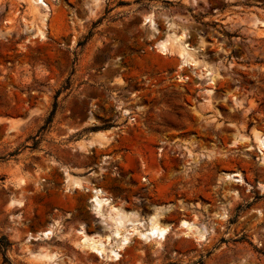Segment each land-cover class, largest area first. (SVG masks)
Segmentation results:
<instances>
[{
  "label": "rangeland",
  "instance_id": "374dc122",
  "mask_svg": "<svg viewBox=\"0 0 264 264\" xmlns=\"http://www.w3.org/2000/svg\"><path fill=\"white\" fill-rule=\"evenodd\" d=\"M165 18L187 31L191 64L158 50ZM255 134L264 0H0V264H264ZM87 181L144 225L159 210L169 231L117 260L78 245L79 227L107 228L74 187Z\"/></svg>",
  "mask_w": 264,
  "mask_h": 264
},
{
  "label": "bare ground",
  "instance_id": "6f19581e",
  "mask_svg": "<svg viewBox=\"0 0 264 264\" xmlns=\"http://www.w3.org/2000/svg\"><path fill=\"white\" fill-rule=\"evenodd\" d=\"M149 21L151 26L155 29V21L152 18H145ZM43 21V20H42ZM166 32L165 37L158 38L156 46L162 53H166L170 43L174 44L179 49L180 63L178 66L188 65L192 62V53L195 52V47L187 43L188 34L186 30L177 31L175 25L169 18H165ZM157 31V29H155ZM197 47V46H196ZM198 49V48H197ZM200 73L209 75V80L212 81L211 71L209 69H201ZM208 92L210 89L207 90ZM98 136L101 140H110L112 135L109 132H100ZM257 147L260 151V156L264 162V134H255ZM225 178H232L235 181L241 180V175L238 172L224 173ZM87 184L74 182V187L80 188L82 192H88L89 205L95 210L106 229L102 228L100 233L88 235L82 227L76 231L80 235L77 241L78 245L88 247L91 251L100 255H105L110 260H117L120 257V252L124 251L132 240L135 238L141 240H150L154 237L164 238L165 234L169 231V226L158 220L159 210L154 211L147 216V225H144L142 216H133L129 218L133 212H126L120 206L116 205L108 193L102 188L91 182ZM262 188L264 184H261ZM136 215V213L134 214ZM98 218V216H97ZM126 219L127 223H124ZM180 226L183 228L182 234L188 235L189 233L197 232L198 228L193 221L182 219ZM52 233L51 229H45L36 234L38 237H48ZM202 237V234L199 235Z\"/></svg>",
  "mask_w": 264,
  "mask_h": 264
},
{
  "label": "trees",
  "instance_id": "16d2710c",
  "mask_svg": "<svg viewBox=\"0 0 264 264\" xmlns=\"http://www.w3.org/2000/svg\"><path fill=\"white\" fill-rule=\"evenodd\" d=\"M58 91H56L55 96L57 97ZM55 108H56V101H54L53 105H52V109L49 113V115L47 116L46 120L44 121V124L40 127L39 132L45 130L49 123L51 122L52 116L55 112ZM9 243L6 240H3V238H0V253L3 254V261L8 263L7 258L5 257V250L8 247Z\"/></svg>",
  "mask_w": 264,
  "mask_h": 264
}]
</instances>
